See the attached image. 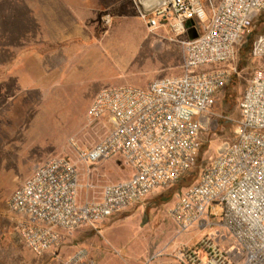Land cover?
<instances>
[{
    "label": "built area",
    "instance_id": "built-area-1",
    "mask_svg": "<svg viewBox=\"0 0 264 264\" xmlns=\"http://www.w3.org/2000/svg\"><path fill=\"white\" fill-rule=\"evenodd\" d=\"M149 31L164 30L183 48L182 73L152 80L146 87L101 88L86 111L90 125L109 128L90 148L75 147L88 168L120 158L130 169L122 180L106 183L80 200L77 164L62 157L36 167L8 199L24 246L39 256L61 243V231L97 224L169 186L197 163L202 117L226 73L204 67L228 62L236 42L248 34L253 14L264 0H219L207 10L204 0H132ZM189 20L193 25L187 26ZM195 30L197 37L189 38ZM253 54L264 57V36ZM236 139L201 169L169 210L179 233L205 228L208 218L238 246L227 252L211 237L182 245L174 257L183 264H264V72L256 70L238 102ZM60 264H95L83 249Z\"/></svg>",
    "mask_w": 264,
    "mask_h": 264
},
{
    "label": "rangeland",
    "instance_id": "rangeland-1",
    "mask_svg": "<svg viewBox=\"0 0 264 264\" xmlns=\"http://www.w3.org/2000/svg\"><path fill=\"white\" fill-rule=\"evenodd\" d=\"M204 1L209 17L219 0ZM260 18L220 66L226 78L204 116L197 163L143 202L140 239L179 248L208 236L227 252L238 251L215 219L208 218L205 228L179 233L169 210L201 169L236 139L237 102L253 72L264 69V57L252 52L253 41L264 36V10ZM183 57V48L164 30H148L132 0H0V264H24L17 260L36 257L23 247L7 206L34 166L53 157L75 162L80 200L130 175L120 158L90 168L77 161L74 146L90 148L109 128L105 119L95 126L87 121L96 93L120 85L144 88L152 80L180 75Z\"/></svg>",
    "mask_w": 264,
    "mask_h": 264
},
{
    "label": "crops",
    "instance_id": "crops-1",
    "mask_svg": "<svg viewBox=\"0 0 264 264\" xmlns=\"http://www.w3.org/2000/svg\"><path fill=\"white\" fill-rule=\"evenodd\" d=\"M260 12L253 14V23L261 19ZM261 37L263 35L258 36L253 41L252 47ZM233 54L234 49L232 56ZM221 65L223 64L207 66L203 69L221 70ZM261 69L264 72L263 68L258 70ZM23 87H26V85H23ZM204 118L203 116L201 119L202 124ZM37 166H34V170ZM152 197H157V194L152 193L146 200L133 204L110 218L99 222L96 226L97 231L85 226L71 231H61L62 240L60 244L47 249L34 259L29 255L30 257H22L17 261L24 264H60L75 251L83 249L86 251L88 258L95 264H183L174 257L175 250L181 244H152L150 239L146 240L144 236L143 239H140L137 236L145 213L146 204L143 202L149 201ZM165 218H168L167 215ZM166 223L167 220L164 219L163 224ZM85 239L87 243H85ZM22 245L25 247L24 244Z\"/></svg>",
    "mask_w": 264,
    "mask_h": 264
},
{
    "label": "water",
    "instance_id": "water-1",
    "mask_svg": "<svg viewBox=\"0 0 264 264\" xmlns=\"http://www.w3.org/2000/svg\"><path fill=\"white\" fill-rule=\"evenodd\" d=\"M191 25H193V21L192 20H189L187 22V26H191ZM196 37H197V33L195 32V30L189 31V38L190 39H195Z\"/></svg>",
    "mask_w": 264,
    "mask_h": 264
}]
</instances>
